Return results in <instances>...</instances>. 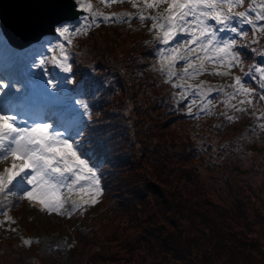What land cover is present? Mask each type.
<instances>
[{
	"label": "trees",
	"instance_id": "trees-1",
	"mask_svg": "<svg viewBox=\"0 0 264 264\" xmlns=\"http://www.w3.org/2000/svg\"><path fill=\"white\" fill-rule=\"evenodd\" d=\"M128 22L134 28H126L123 22H109L96 27L95 36L88 34L87 50L92 51L87 58L73 53L76 61L73 71L78 72L74 81L88 97L91 113L90 120L85 122L83 150L89 151L91 162L99 163L104 200L113 199L103 209L105 213L109 210L129 216L128 221L139 232L130 236L124 230L117 231L118 251L105 253L103 231L90 235L85 226L73 225L86 251L82 258H68L65 262L81 264L85 259V264H264V215L248 194L240 195L237 191V188L244 190L240 184L237 187L238 182L252 189L243 176L260 175L264 183V148L256 154L260 164L252 168L242 166L257 152L249 151L248 145L264 147L259 138L263 131L258 127L264 121L258 123L250 114L251 109L228 121L221 113L233 115V112L218 102L223 97L215 92L209 95L215 98L214 115L207 116L202 111L199 113L204 115L194 118L178 114L181 104L174 103L173 93L179 90L166 83V76L154 67L158 61L156 47L151 49L153 42L142 44L139 32L132 31L140 28L138 22ZM107 28L112 29L114 37L107 35ZM144 33L145 41H152L146 30ZM241 51L247 69L255 59L247 50ZM90 69L93 71L89 72ZM246 79L253 86L258 84L250 77ZM80 81L84 86L79 87ZM189 83L197 84L196 80ZM189 95L191 100L197 99L194 93ZM119 107L132 115L122 113ZM121 121L125 124H119ZM238 126L240 131L229 135ZM139 130L146 134L154 131L163 135L164 141L143 139V135L140 145L134 148L138 154L121 155L127 138ZM208 193L211 199L206 196ZM145 197L157 204V210L138 216ZM217 199L224 201L226 208ZM81 216H73L71 220ZM164 217L167 226L159 227L157 221ZM27 225L36 227L34 222ZM165 227L168 230L162 236L160 231ZM149 236L154 241L150 242ZM96 245L100 251L94 250ZM2 252L4 249H0Z\"/></svg>",
	"mask_w": 264,
	"mask_h": 264
},
{
	"label": "snow or ice",
	"instance_id": "snow-or-ice-1",
	"mask_svg": "<svg viewBox=\"0 0 264 264\" xmlns=\"http://www.w3.org/2000/svg\"><path fill=\"white\" fill-rule=\"evenodd\" d=\"M105 4L122 0H103ZM136 12L104 14L92 0H74L75 5L87 13L81 16L78 25L60 24L55 28L56 42L45 41L44 53L30 56L8 49L14 60L21 61L30 69H37L34 77L42 78L43 92L47 102L60 105L57 113L59 127L64 134L51 130L46 122H33L27 127L16 124L17 117L10 114L26 103L27 94H8L0 98V161H11L10 166L0 172V215L9 224L12 217L4 205L12 204L16 198L30 201L41 211L61 216H71L77 210L98 203L102 195L101 178L98 169L85 157L82 140L87 128L84 118L89 116V105L83 99L78 82L73 80V65L69 62L70 46L75 36L87 35L93 27L99 26L98 17L104 22L130 21L133 17L148 29L156 44L165 47L154 49L158 56L157 71L166 76V83L178 92L173 93L174 103L186 107L189 115L204 112L214 115V104L210 93H218L219 100L233 115H225L228 121L238 119L237 113H247L254 106L264 105V64L253 62L244 67L241 49L247 48L254 55L264 57V0H131ZM164 6L163 11H159ZM156 10L155 14L146 11ZM248 27L245 28L244 26ZM233 33L234 36L222 35ZM152 41H145L150 45ZM171 45V46H169ZM5 47L0 38V50ZM179 64V67H178ZM211 65V68L208 66ZM156 67V66H154ZM237 69L239 74H235ZM55 72V75L52 73ZM228 77L231 83L210 85L206 81L189 83L202 73ZM176 78L173 81V78ZM258 82L256 86L246 78ZM11 82L0 79V93L12 87ZM197 99L188 103L189 93ZM71 102L65 104V101ZM197 100L200 102L198 103ZM252 112L264 121V108ZM264 131V122L258 124ZM61 189H66L62 192ZM76 195L79 199H70ZM87 196V198H85ZM2 223V222H0ZM14 230V229H10ZM31 240H24L25 245Z\"/></svg>",
	"mask_w": 264,
	"mask_h": 264
},
{
	"label": "rangeland",
	"instance_id": "rangeland-1",
	"mask_svg": "<svg viewBox=\"0 0 264 264\" xmlns=\"http://www.w3.org/2000/svg\"><path fill=\"white\" fill-rule=\"evenodd\" d=\"M99 3V2H98ZM119 3H124V2H119ZM114 7V4H99L100 9H111ZM123 10V9H122ZM122 10H108L105 11L104 14H111V12H115V13H119ZM137 10H133L131 12H136ZM125 12V11H123ZM87 13H83L84 16ZM76 20H74L73 22L67 23L70 25H78L80 23H82V21L80 20V17ZM98 21H103V18L101 17V19H99ZM103 25V24H99ZM98 26V27H99ZM126 28H132L130 25H125ZM151 26V25H150ZM96 27V26H93ZM92 27V28H93ZM140 27V26H139ZM92 28L89 30V34H92L90 31L92 30ZM141 28V27H140ZM132 29V31H138L140 34V40L141 43L145 44V33L143 29ZM108 29V33L107 35L113 36L114 37V33L112 32L111 28H107ZM96 31L94 32L95 36ZM118 33V32H116ZM57 35V34H56ZM56 35L53 38L50 37H43L41 38V40L39 42L33 43V44H29L27 45L26 48L21 50V54L27 52L30 56L32 55H37L40 53H44V49L42 48V45L44 44L45 41H53L54 43L56 42ZM88 35V34H87ZM87 35H80V36H75L73 38V44L70 46V48L73 49L74 43L76 41V55L78 56H82L83 54L85 55V58H87V55H89L88 52L92 51V50H87L88 49V37L87 39L86 36ZM119 35V33H118ZM118 35L116 37H118ZM1 38V35H0ZM128 43V42H127ZM86 50H83V49ZM247 53H251L252 57L254 56V54L250 51L247 50ZM46 55V53H44ZM244 59H246L244 57ZM93 61V60H92ZM246 63L248 60H245ZM69 62L72 63V65H76V61L75 58L73 56L72 50H70V54H69ZM155 68L158 67V62L155 63ZM209 68L211 67V65L208 66ZM75 69V68H73ZM37 69H30L26 66V64L22 63L20 69L18 70L19 74L21 75V82L26 81V79L29 80V76H32L33 73L37 72ZM93 70L90 69L89 72H92ZM77 71H73V78L75 77V75L77 74ZM52 75H55V72L52 73ZM202 75H209L212 78H216L215 76L211 75L210 72H205L202 73L200 76ZM163 76H165L163 74ZM162 76V77H163ZM36 79V81H34V83L31 84L30 88H28L27 90H30V95L34 98L31 99L32 101V108L34 111H29V109L27 111H24L23 113H28L30 115V120L33 122V120L36 121H41L43 120L42 117L45 116L47 117V121L50 125L51 130H56L61 132L62 134H64L65 129L63 127H59V120H58V116L57 113L60 111L61 106L60 105H51L47 102V98L45 97V94L43 92V90H37L36 91V95L33 94L32 89H36L37 87H40V84H42V78L39 76L34 77ZM208 78V77H206ZM221 78V77H220ZM174 79V78H173ZM218 79V78H217ZM215 80L212 81V85L214 84ZM43 86V85H42ZM94 87V85H93ZM211 94V93H210ZM209 94V95H210ZM79 99H83V97H81V95H79ZM191 98V95H188L185 99H189ZM84 100V99H83ZM71 101H65V104L70 103ZM125 105L128 104L127 99L124 100ZM188 103H191V101H188ZM129 108V106H128ZM122 113L128 115H132V113H128V110H126L124 107L120 108ZM178 114H182L185 116H191L187 113L186 107L182 110L178 109L177 110ZM253 111H251L250 114H252ZM113 115H115V112L113 111ZM119 115V114H118ZM198 115H201V113H199ZM207 115V114H206ZM259 115V111L256 112V116ZM209 116V115H207ZM254 116V117H256ZM87 118V117H86ZM86 118H84V121H86ZM136 115L134 114L133 116V121L135 120ZM90 117L88 116L87 120H89ZM121 119H117V121H119ZM258 123L260 122L259 120H257ZM119 124L124 125L125 121H121ZM128 124V123H127ZM123 127V126H122ZM142 132V133H138V132ZM136 131L135 134L132 136V134L127 138V142L125 144L126 149L128 150H124L119 152L121 155H133L134 148L137 147L136 145H140V138L143 137V135L148 140V138H151L154 142L158 141V142H163L164 141V136L157 134L156 132L152 131L148 134H146V132H144V130H139ZM240 131V127H236L233 130L229 131V135H233L237 132ZM220 132V131H219ZM242 133V132H241ZM259 134V133H258ZM83 137H78L77 139L82 140ZM259 138L264 141V131L260 132L259 134ZM131 143V144H129ZM129 145V146H128ZM130 147H133V149H129ZM261 146H255V145H248V150L251 151L252 149L257 150V152L255 154H252V157L249 158V162L248 163H244L242 166L244 167L245 165L248 166V168H252L253 166L260 164V158L258 156H256V154H259V151L262 150ZM86 157H89V152L83 150ZM135 154H138V152L136 151ZM136 157H138V155H136ZM139 158V157H138ZM11 161H0V170H4L5 166H10ZM91 163V162H90ZM93 166H95L99 171V163L93 162L91 163ZM238 165V162L236 164V166ZM252 166V167H251ZM241 167V168H243ZM250 169H248L249 171ZM99 176H101V174H99ZM211 177H213V175H210ZM245 177V179L251 184V188L252 189H248V187L244 184V182H238V177L236 178L238 185L237 187L240 186L244 189L242 190L243 192H241L238 188V194L240 195H246L248 194V198L252 201L253 204H255L258 207V210L261 211V213L264 215V199L262 200V202L260 201V199L264 198V183L262 181V177L260 175H252L249 178H246L248 176H243ZM102 195L98 197V203L88 206L86 208L81 209V210H77L76 212H74L70 217L69 216H61L59 214L56 213H45L43 211H41L38 207L34 206L37 210L33 211L32 210V203L28 200L25 199H19L18 202L16 200V198H12L10 197V199L13 201L12 204H7L4 205V209L8 212V215L11 216V214L13 215L12 220L14 221V223L5 225L4 227H2L3 225L0 224V249H4V253L2 252V254H0V264H71L70 262H65V260L67 261V258H71V259H76V258H82V255L85 253L86 249L81 247L82 245L79 242V238L77 231H75V229L72 227L73 225H76L77 228H82L83 226L86 227V229H89V234H98L99 232H102L101 235V239H104L102 242V246L105 250V253H108L110 251H118V236H120L117 231L119 230H124L126 233V235H130V236H135L139 230L137 228H135L131 222H129L128 220L130 219L129 216L126 215H120L117 212L113 213L109 210L104 211L103 207L105 208V205L107 203H112L113 199L107 197L105 200L103 198V194L105 189L102 187ZM234 188V187H233ZM62 192H66V189H61ZM211 194H213L214 196L216 195V193H214V191H210ZM210 193H208L206 196L209 197L211 199V195ZM222 197L224 198V194H221ZM85 198H87V196H85ZM0 199H3L2 196H0ZM70 199H79L78 196L76 195H72L70 197ZM219 204L222 207L224 206V201L217 199ZM102 203V204H101ZM143 209L137 212L138 216H141L145 211V213H150L153 210H157V204L154 203L153 201H150L147 197H145V201H144V205L142 206ZM145 207V208H144ZM18 208V209H17ZM17 209V211H16ZM34 209V208H33ZM15 212H16V218L19 220V224L15 221ZM81 213L83 214V216H81ZM81 216L80 219H73L71 220V218L73 216ZM168 215H170V213H168ZM167 217L161 218L157 221V224H159V227H162L163 225H166L167 222ZM0 221L2 222H6L4 219L3 215H0ZM30 222H34L36 224L35 228H29L28 227V223ZM47 222V224H46ZM168 224V223H167ZM80 226V227H79ZM167 226V225H166ZM10 229H14V230H10ZM168 230V227H165V230L160 231V233L162 234V236L164 234H166ZM32 235V239L31 241H36L38 242V246L37 247H30L29 245H25L22 242V238L23 235ZM113 235H116L115 237ZM151 236H149V241L152 242L154 241L153 238H150ZM75 238V245L74 246H70L69 244H71L74 241ZM262 248L264 249V245L262 246ZM95 251H100V246L98 248V246L96 245L94 247ZM3 251V250H2ZM13 252H15L16 254H13ZM47 254H49L47 256ZM34 261H32V259H34ZM41 258L45 259L46 262H43L41 260ZM5 262V263H4ZM85 264V259L82 260L81 264ZM77 264H80L77 262ZM89 264V263H88Z\"/></svg>",
	"mask_w": 264,
	"mask_h": 264
},
{
	"label": "water",
	"instance_id": "water-1",
	"mask_svg": "<svg viewBox=\"0 0 264 264\" xmlns=\"http://www.w3.org/2000/svg\"><path fill=\"white\" fill-rule=\"evenodd\" d=\"M27 2V0H0V10L3 17L1 18L3 23L5 19H9L7 20L9 30L12 28L14 32L19 33V35L22 36L34 33L39 35L43 32H48L50 29L49 27H52L55 23H58V21L65 18H74L79 13H81L80 10L75 9V3L72 1H70L71 3H69L68 6H66L58 0H36V4H34V2L30 4V2H28L29 5H31L30 7L28 6L29 9L26 8L24 11L22 10L23 12L21 11L17 18H15V16L13 17L10 13V7H14L15 5H23L25 3L27 4ZM57 7L59 12H57ZM53 9H56L57 11ZM12 13L14 12L12 11ZM7 25L5 30H7Z\"/></svg>",
	"mask_w": 264,
	"mask_h": 264
},
{
	"label": "bare ground",
	"instance_id": "bare-ground-1",
	"mask_svg": "<svg viewBox=\"0 0 264 264\" xmlns=\"http://www.w3.org/2000/svg\"><path fill=\"white\" fill-rule=\"evenodd\" d=\"M28 2H30V4L32 3V2H34V4H36V0H27ZM42 1H45V0H42ZM27 2V4L25 3V4H23V5H15L14 7H10V13L12 14V16L14 17L15 16V18H17V16L19 15V13L23 10L24 11V9H29V7L31 6V5H29V3ZM33 4V5H34ZM48 4V3H47ZM29 6V7H28ZM16 9V10H15ZM53 10H56V9H53ZM12 11L14 12V13H12ZM22 11V12H23ZM28 11V10H27ZM57 11V10H56ZM22 14V13H21ZM11 16V17H12ZM22 17V16H21ZM26 17V16H25ZM23 18H24V16H23ZM36 30V29H35ZM0 65H1V61H0ZM8 72V75H14V71H11V70H8L7 71ZM8 75H7V73H6V70H3V71H1L0 70V78H8Z\"/></svg>",
	"mask_w": 264,
	"mask_h": 264
}]
</instances>
